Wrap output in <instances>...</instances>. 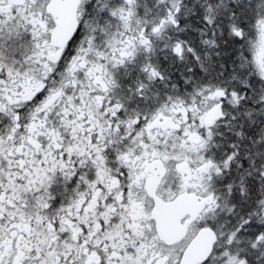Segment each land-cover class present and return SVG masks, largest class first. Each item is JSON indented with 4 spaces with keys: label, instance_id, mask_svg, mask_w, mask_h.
I'll return each mask as SVG.
<instances>
[{
    "label": "snow or ice",
    "instance_id": "obj_1",
    "mask_svg": "<svg viewBox=\"0 0 264 264\" xmlns=\"http://www.w3.org/2000/svg\"><path fill=\"white\" fill-rule=\"evenodd\" d=\"M0 264H264V0H0Z\"/></svg>",
    "mask_w": 264,
    "mask_h": 264
}]
</instances>
